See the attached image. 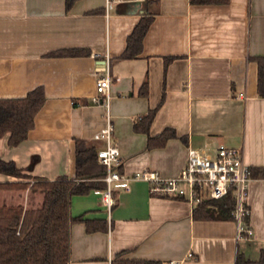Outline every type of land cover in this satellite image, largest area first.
Masks as SVG:
<instances>
[{
    "label": "crops",
    "instance_id": "1",
    "mask_svg": "<svg viewBox=\"0 0 264 264\" xmlns=\"http://www.w3.org/2000/svg\"><path fill=\"white\" fill-rule=\"evenodd\" d=\"M143 16L152 22L141 53L119 59ZM73 48L90 54L47 55ZM106 56L111 141L124 174L151 169L170 177L185 165L188 148L219 144L240 148L250 168H264V97L257 94L255 61L264 56V0H74L69 8L65 0H0V98L23 97L36 87L45 95L25 140L9 146L8 134L0 137V159L14 161L29 177H73L74 138L104 146L93 136L105 125V109L92 98ZM167 56L174 58L165 68ZM142 84L146 96L138 94ZM162 93L149 135L170 127L177 137L146 149L147 136L133 130V121L155 107ZM32 156L37 161L27 170ZM7 181L33 179L0 174V182ZM101 191L70 199L71 216L105 219L108 228L89 233L83 222L71 224L69 264H110L118 252L165 264H235L237 253L255 261L264 248L259 171L247 192L249 238L237 236L234 221L194 219L189 203L152 196L143 180L113 189L109 216ZM27 200L28 189L0 190V205L26 206ZM40 201L36 196L35 205Z\"/></svg>",
    "mask_w": 264,
    "mask_h": 264
},
{
    "label": "trees",
    "instance_id": "2",
    "mask_svg": "<svg viewBox=\"0 0 264 264\" xmlns=\"http://www.w3.org/2000/svg\"><path fill=\"white\" fill-rule=\"evenodd\" d=\"M74 0H65L69 8ZM193 5L227 4L229 0H188ZM100 10L94 11L99 12ZM152 22V17L143 16L134 25L126 37V44L119 59L136 58L142 51L143 38ZM88 49H59L48 56H87ZM174 57H164V67ZM257 94L264 97V56L256 57ZM138 94L147 95V86L142 84ZM164 100L162 93L158 104L138 116L133 121V130L147 136L146 149L162 147L170 138L177 137L175 130L166 127L156 135H149V127ZM45 95L42 87H36L23 97L0 98V137L8 134L9 146H16L27 138L34 126V117L42 107ZM82 104L87 101L82 100ZM76 105V101L73 102ZM183 139V137H180ZM97 148L88 140L74 138V175L71 178L61 176L54 180L31 177L29 182H0V190L28 189L27 205H0V264H69L70 262V226L83 222L86 232L106 231L105 219H88L84 216L73 217L70 214V199L73 195H86L92 190H103L106 174L105 166L99 162ZM37 158L32 156L27 170H30ZM122 171V165L117 167ZM250 176L264 178V168H250ZM0 174L26 177L14 161L0 159ZM41 195V201L35 205V197ZM235 201L232 192L219 199L204 198L192 209V217L197 220H231ZM244 222L247 224L248 216ZM121 252L114 255L110 264H165L160 260L124 258ZM235 264H264V248L259 258L252 261L237 253Z\"/></svg>",
    "mask_w": 264,
    "mask_h": 264
},
{
    "label": "built area",
    "instance_id": "3",
    "mask_svg": "<svg viewBox=\"0 0 264 264\" xmlns=\"http://www.w3.org/2000/svg\"><path fill=\"white\" fill-rule=\"evenodd\" d=\"M109 1L106 0V3L108 4ZM111 82L109 59L106 56L95 81L96 94L92 101L101 104L105 109V125L93 137L104 141V146L97 151V157L106 169L103 177L105 188L101 191V201L108 216L114 203L113 189L127 188L131 180L147 182L152 196L179 199L192 207L204 198L219 199L230 191L235 201L233 218L237 236L251 237L252 229L244 222L245 216L249 215L246 202L251 176L240 148L224 144H219L212 149L205 146L197 149L188 148L185 165L176 175L170 177L162 176L151 169H142L128 176L117 169L121 161L118 149L111 141L112 125L108 110Z\"/></svg>",
    "mask_w": 264,
    "mask_h": 264
},
{
    "label": "rangeland",
    "instance_id": "4",
    "mask_svg": "<svg viewBox=\"0 0 264 264\" xmlns=\"http://www.w3.org/2000/svg\"><path fill=\"white\" fill-rule=\"evenodd\" d=\"M23 174H24V173H23ZM25 175H27V174H25ZM21 178H25V179H26V178H31V177H29V176L27 175L26 177H21ZM20 182L23 183V182H28V181H20Z\"/></svg>",
    "mask_w": 264,
    "mask_h": 264
}]
</instances>
